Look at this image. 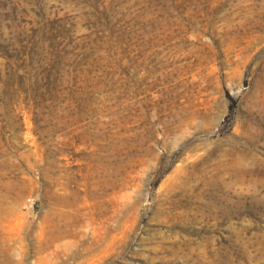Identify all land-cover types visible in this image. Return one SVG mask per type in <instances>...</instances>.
Returning <instances> with one entry per match:
<instances>
[{"label": "rangeland", "instance_id": "374dc122", "mask_svg": "<svg viewBox=\"0 0 264 264\" xmlns=\"http://www.w3.org/2000/svg\"><path fill=\"white\" fill-rule=\"evenodd\" d=\"M0 264H264V0H0Z\"/></svg>", "mask_w": 264, "mask_h": 264}]
</instances>
